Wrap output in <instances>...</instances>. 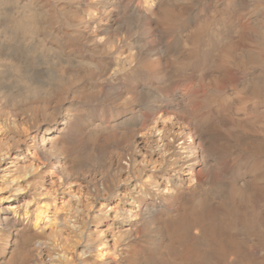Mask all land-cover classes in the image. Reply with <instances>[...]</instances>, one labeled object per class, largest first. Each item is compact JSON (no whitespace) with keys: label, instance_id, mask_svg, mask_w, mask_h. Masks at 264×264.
Masks as SVG:
<instances>
[{"label":"bare ground","instance_id":"6f19581e","mask_svg":"<svg viewBox=\"0 0 264 264\" xmlns=\"http://www.w3.org/2000/svg\"><path fill=\"white\" fill-rule=\"evenodd\" d=\"M0 264H264V0H0Z\"/></svg>","mask_w":264,"mask_h":264},{"label":"rangeland","instance_id":"374dc122","mask_svg":"<svg viewBox=\"0 0 264 264\" xmlns=\"http://www.w3.org/2000/svg\"><path fill=\"white\" fill-rule=\"evenodd\" d=\"M123 29H125V28H127L128 26H127V24L125 23L124 25H123ZM146 39H148L149 40V42L148 43H151L152 41H151V39H152V37H148V38H146ZM146 39H143V40H146ZM147 41V40H146ZM151 41V42H150ZM49 72V71H48ZM50 72H53V71H50ZM115 91H117V89L115 90ZM115 93H117V92H114V94ZM149 93V94H148ZM147 94L148 95H151L152 94V91H148L147 92ZM152 95H154V94H152ZM151 95V96H152ZM111 98H112V95H111ZM113 100H114V97L112 98ZM111 99V100H112ZM115 100H116V98H115ZM83 104V105H82ZM80 105H82V106H84L85 105V103H80ZM86 106V105H85ZM89 108V110L86 112L87 113V115H86V117L89 119V120H98L99 119V116L101 115V111H100V109H93V106H90V107H88ZM100 112V113H99ZM94 115V116H93ZM89 116H91V117H89ZM98 118V119H97ZM110 151V150H109ZM110 156H111V152H107L106 153V155H105V160L107 161V159H109L110 158Z\"/></svg>","mask_w":264,"mask_h":264}]
</instances>
